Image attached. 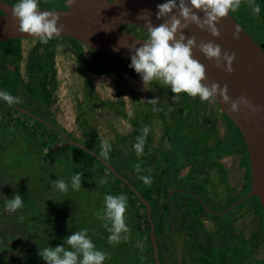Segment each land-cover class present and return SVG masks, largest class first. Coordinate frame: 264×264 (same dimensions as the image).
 I'll list each match as a JSON object with an SVG mask.
<instances>
[{
    "label": "rangeland",
    "instance_id": "374dc122",
    "mask_svg": "<svg viewBox=\"0 0 264 264\" xmlns=\"http://www.w3.org/2000/svg\"><path fill=\"white\" fill-rule=\"evenodd\" d=\"M9 2L15 5L17 0ZM62 2L63 0H39V5L40 9H53L59 8ZM252 2L259 6V15L252 12L250 0H241L236 20L264 50V0ZM127 31L147 39L138 29L130 27ZM36 42L35 39L20 41V73L25 82L28 80L26 60ZM81 50L87 63H101L92 50L83 45ZM108 61L115 64L113 59ZM87 66L79 62L72 53L70 42H57L53 57L56 89L52 95L50 112L59 127L68 134L81 141L89 131H93L102 145L107 141L120 154V146L124 148L131 145L129 140L122 141L134 130L120 114L137 121L147 114L150 117V151L154 152L156 172L169 167L173 157L167 156L170 149L179 158L172 165L188 159L186 155L192 154L194 149H200L199 146H194L200 140L199 136L194 142L190 126L183 125L180 123L182 120L178 119L180 116L173 115V108L180 102L182 93H170L171 90L158 81H153L145 89L139 78L125 73L97 75L89 72ZM95 68L105 67L101 65ZM88 83L94 88L92 94H88ZM15 97L19 98L17 104L21 105V95ZM153 98H158L156 105L148 102ZM158 106L172 108L165 117L168 135L159 110H153ZM175 112L179 110L176 108ZM80 113L84 114L85 125L81 124ZM204 113L215 118L217 134L221 137L225 133L224 121L210 99ZM206 121L210 123L209 119ZM59 145L51 133L38 126L31 118L0 107V264H45L38 255L39 248L60 245L64 238L82 228L89 230L88 235L97 249L108 253L104 264H155L151 256L146 214L133 196L114 179H106L98 165L78 163L76 154L61 153ZM194 156L197 158V153ZM125 159L126 162L117 159L113 163L121 169L134 160L131 156ZM192 162H195L194 158ZM231 164L234 168L237 162L232 160ZM76 172L83 173L80 190H73L70 186L71 176ZM185 172L186 169L181 173ZM234 176V179H238L237 170ZM57 179L69 183L66 193L54 187L53 182ZM192 182L194 185L199 184L198 179ZM186 183H181L180 187L184 188ZM106 194H123L127 197L125 222L130 231L126 234L127 239L122 238L119 243L108 242L110 233L103 227L105 221L96 215L104 207ZM15 195L21 196L23 207L5 211V200ZM187 197L190 196L184 194L182 198L185 200ZM251 201L236 206L232 212H238ZM158 259L161 264H165L166 257L160 250Z\"/></svg>",
    "mask_w": 264,
    "mask_h": 264
},
{
    "label": "water",
    "instance_id": "95a60500",
    "mask_svg": "<svg viewBox=\"0 0 264 264\" xmlns=\"http://www.w3.org/2000/svg\"><path fill=\"white\" fill-rule=\"evenodd\" d=\"M164 2L166 0H69L68 5L65 3L66 9H40V11L55 12L59 17L57 26L62 29L59 37L75 40L99 55L130 62V57L134 54L135 49L141 47L146 39L125 31L122 26H134L147 32L145 19H150L153 27L159 26L168 19V17L157 18V6ZM176 2L179 5V0ZM185 2L187 3V0ZM12 8L13 6L0 0V43L13 39L40 40L38 37L19 31V22L12 16ZM194 11L199 17H204L202 11L195 9ZM139 15H143V18H137ZM170 15L180 18L178 8L174 9ZM181 23H184L182 19ZM216 27L219 30V36L213 37L206 29L202 30L189 23L187 27L178 29L176 38L178 39L179 35L183 34L186 39L194 38L197 44L211 41L221 47V55L224 52L235 53L231 73L224 71L223 67H217L214 59H206L197 48L192 49V58L205 68V80L202 83L209 86L212 83H217L221 87L227 84L228 95L233 100L245 96L255 109L253 111L242 108L239 112L231 113L228 112V105L221 102L218 95L216 100L210 99L239 131L250 162L251 188L249 193L224 212L251 196L259 200L264 211V50L230 13L229 16L221 18ZM237 29H239V33L234 36ZM12 107L57 132L75 147L90 154L129 188L146 209L153 260L155 264H161L158 259L159 251L155 227L151 219L152 209L135 186L120 176L114 167L101 156L76 142L58 127L32 115L27 110L15 105Z\"/></svg>",
    "mask_w": 264,
    "mask_h": 264
},
{
    "label": "clouds",
    "instance_id": "9594fccd",
    "mask_svg": "<svg viewBox=\"0 0 264 264\" xmlns=\"http://www.w3.org/2000/svg\"><path fill=\"white\" fill-rule=\"evenodd\" d=\"M69 0H66L68 5ZM252 12L259 15L260 8L252 0ZM241 6V0H166L158 5L157 18L168 19L157 27H153L150 19H145L147 28V39L145 43L136 48L134 54L130 57L129 67L139 74L143 87L153 81L167 86L172 93H186L190 97H199L201 101L209 99L216 100L217 95L220 101L228 105V112L236 113L242 108L255 110L251 102L245 97L240 96L233 100L228 95V86L221 87L217 83L210 86L202 83L205 80V68L197 60L192 58V49L197 48L206 59H214L217 67H223V70L231 73L232 64L235 60V53L224 52L221 55V47L213 42L197 44L194 38H187L180 34L177 39L178 29L187 27L189 23L198 28L206 29L213 37L219 36V30L216 27L217 22L230 12L237 11ZM178 8V16L170 15L174 9ZM195 10L204 13V17H199ZM12 16L19 22V31L38 37L41 42L47 43L61 34V27L57 26L59 17L55 12L40 11L39 0H17L12 8ZM137 18H143L139 15ZM181 19L184 23H181ZM239 29L234 32L238 35ZM62 46V45H61ZM117 50V49H114ZM221 61L223 62L221 64ZM0 100L12 106L19 103V98L11 95L7 91L0 90ZM152 105L158 103V98L148 101ZM158 111V108L153 109ZM149 132L145 126L142 134L137 137V143L133 145L137 155L144 151V143ZM111 150V144L107 141L102 145L100 155L108 157ZM137 172L141 169L136 168ZM82 172H76L71 176L70 186L73 190L81 189ZM145 184L151 183L150 176H140ZM107 183V180L103 181ZM54 187L62 193L69 189V183L62 179L53 182ZM23 200L20 195H15L11 199H6L4 203L5 211H15L23 207ZM127 209V197L123 194H106L104 197V207L97 212L98 218L105 221L103 227L110 235L108 242L110 244L119 243L121 239H127V233L130 229L125 222V213ZM88 229L82 228L79 231L72 232L64 238L63 243L55 247L48 246L39 248L38 255L45 264H104L108 258V253L96 248L91 237L88 235ZM122 234H125L122 236ZM67 245V247H66Z\"/></svg>",
    "mask_w": 264,
    "mask_h": 264
},
{
    "label": "trees",
    "instance_id": "16d2710c",
    "mask_svg": "<svg viewBox=\"0 0 264 264\" xmlns=\"http://www.w3.org/2000/svg\"><path fill=\"white\" fill-rule=\"evenodd\" d=\"M230 14L236 19L237 11L230 12ZM264 23V16L262 17ZM244 28V27H243ZM245 29V28H244ZM148 33L146 34V37ZM20 39H13L9 41H5L0 43V90L7 91L13 96H17L18 94L22 97L21 105L15 104L24 110L29 111L32 115L39 117L40 119L45 120L46 122L58 127L62 132L68 134L63 128L59 127L57 122L53 119H48L47 111L50 108L52 100V95L56 89L55 86V75L56 71L53 68V57L55 54V49L57 46V42L60 41H67L70 42L72 45V53L75 55L77 60L81 62L83 65H88L86 69L97 75L106 74V73H125L135 78H140L139 74H137L133 69L129 67L130 62L112 58L109 56L99 55L95 53L96 56L99 57L101 63L96 62L95 64L91 65L87 63L86 59L83 57V52L81 50V44L75 40L62 38V37H55L52 40L48 41L47 43H43L40 40H37L34 48L31 50L27 60H26V73L28 74V80L25 82L20 73V62L22 59L21 48H20ZM40 49H42V56L40 57ZM115 60V64L110 63L108 60ZM103 66L105 68H95ZM94 68H92V67ZM88 94H92L94 92V88L92 84H87ZM172 93V92H170ZM181 100L174 106V116H180L178 119L182 120L180 123L183 125L188 124L190 126V132L193 133L194 142L196 138L198 139V143H195L199 146L201 145L200 149H194L193 153L187 155L188 159L192 162L194 158L195 162L197 163V159L195 158L194 154L202 155L206 153L205 151L208 148L207 141L212 139L213 135L217 134L216 130V120L212 116H206L204 113L205 108L208 105V101H201L199 97H190L186 93L181 94ZM0 107H6L9 110L16 111L12 106L7 105L6 102L0 100ZM179 110V112H175ZM160 112V118L164 122V128L166 131V135H168L166 130V115L172 108L165 109L163 106H158ZM219 111V110H218ZM18 114L29 118L28 116L16 111ZM220 116L223 118L225 125H226V133L228 136L225 137L224 140H220L217 137H213L216 139L214 145L211 147V158L220 157L225 153H230L232 148H236V150L243 148V155H245V160L243 159L242 165L248 164V154L246 146L243 142V139L234 126V124L219 111ZM126 121H128L131 126L134 128L132 134L125 138V140H129L131 145L128 147H119L121 151L120 154L116 152L115 148H111L110 152L108 153V157L104 158L100 155L102 151V143L97 138V135L93 131H89V134L85 135L83 140H77L70 134L71 138H73L76 142L82 144L83 146L91 149L93 152L101 156L104 160L114 166L116 172L127 179L131 184L135 186V188L140 192V194L147 200L149 205L151 206V219L154 223L155 227V236L159 240L157 241L158 251L164 249L165 246L163 244L165 239V231L167 226V203H166V196L167 192V182L168 179L171 177V169L173 166L172 162H174L175 158L172 157V162H170L168 168H164L161 171H155V164L153 162L154 152L150 151V136L149 133L147 134L145 143H144V151L141 155H137L133 145L137 143V137L142 134V129L147 126L149 127V115H145L140 121L135 119L130 120L127 115L121 113L120 114ZM211 117V119H210ZM81 124L85 125V118L84 114L80 113ZM206 119L210 120V123L206 121ZM34 122L42 127L44 130L51 133L59 142V147L61 153H73L76 154L78 157V163L80 164H90V165H98L102 174L107 177L106 179H114L117 183L121 184L125 190L133 196V198L137 201L141 209L146 214L145 207L137 200V198L131 193L129 188L125 186L122 182H120L117 178H115L109 170L101 164L98 160L92 157L90 154L86 153L83 150L75 147L71 144L68 140L60 136L57 132L51 130L50 128L44 126L40 122L34 120ZM175 141H177L176 137H173ZM172 142V141H170ZM193 142V144H194ZM121 141L119 142V144ZM204 145V147H203ZM194 147V148H195ZM156 154V153H155ZM193 155V156H191ZM133 158L130 164L124 165L123 168L118 169V167L113 163L114 161L123 160L127 157ZM167 157V156H166ZM164 157V158H166ZM168 158V157H167ZM166 158V159H167ZM170 158V157H169ZM126 160V159H125ZM168 160V159H167ZM117 162V161H116ZM126 162V161H124ZM141 163V164H139ZM119 164V163H118ZM120 166V165H119ZM137 166L141 169L140 172L136 171ZM162 168V167H161ZM175 168L174 173L177 172L179 169ZM170 169V170H169ZM174 170V169H173ZM249 172V171H248ZM160 173V174H158ZM158 177H157V176ZM248 178H249V174ZM140 176H150L151 183L145 184L141 179ZM146 225L148 228L149 233V224L146 218ZM162 242V244H161ZM151 246V245H150ZM151 256L153 260V251L151 247ZM154 261V260H153ZM264 264V263H262Z\"/></svg>",
    "mask_w": 264,
    "mask_h": 264
},
{
    "label": "flooded vegetation",
    "instance_id": "af4514ba",
    "mask_svg": "<svg viewBox=\"0 0 264 264\" xmlns=\"http://www.w3.org/2000/svg\"><path fill=\"white\" fill-rule=\"evenodd\" d=\"M2 1L11 6L14 5L9 1L15 2ZM64 1L63 6L50 10L66 9ZM130 27L142 31V36L147 34L134 26L124 25L122 29L127 31ZM47 114L48 119H53L50 108ZM224 127L225 133L221 137L216 134L207 141L206 153L197 156L196 164L186 159L177 162L171 169V177L167 182L165 248L160 250L166 257L165 264L264 263V211L259 200L251 196L236 205L252 200L238 212H232L236 206L224 212L233 203L243 199L251 188L249 156L248 164L242 165L243 159H246L243 148H232L230 153L211 158V147L216 141L213 137L222 141L228 136L225 122ZM172 152L170 149L167 156L179 160L178 155ZM232 160L237 162L234 168ZM184 169L186 172L182 174ZM235 170L239 172L238 179H234ZM191 179H198L199 184L194 185ZM181 183L187 186L181 188ZM184 194L190 197L184 200Z\"/></svg>",
    "mask_w": 264,
    "mask_h": 264
}]
</instances>
